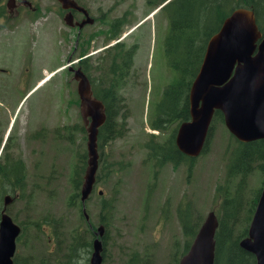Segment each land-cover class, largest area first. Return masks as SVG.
Listing matches in <instances>:
<instances>
[{
	"label": "rangeland",
	"instance_id": "rangeland-1",
	"mask_svg": "<svg viewBox=\"0 0 264 264\" xmlns=\"http://www.w3.org/2000/svg\"><path fill=\"white\" fill-rule=\"evenodd\" d=\"M30 1L38 11L26 9L10 18L5 12L0 18V143H5L13 128L9 152L27 166V192L23 198L19 193L8 208V214L18 225L28 227L23 238L26 245H19L18 241L17 264H23L24 259L30 260V264H39L41 260L62 264L55 258L66 260L64 255L69 254L77 231L84 242L93 241V246L78 248L72 264H91L96 236L92 239L89 234L81 198H75L73 207L69 205L75 192L74 169L79 163L83 166V156L88 153L77 82L68 69L64 70L69 63L78 64L82 56L80 51L73 52L78 30L67 25L58 0ZM7 2L4 0L0 6H6ZM79 3L101 22L106 19L107 26L115 19H127L119 40L125 48L137 45L127 85L120 92L126 102L123 110L127 117L126 132L104 149L96 174L98 181L86 203L96 232L107 215L101 211L102 204L113 205L105 224L107 252L103 254V264H130L136 255L139 260L134 264H178L187 242L179 209L190 204L194 217L203 221L211 211H217L215 191L224 183L227 150L233 148L234 140L225 123L217 120L210 148L197 159L191 176L187 166L174 168L170 164L156 175L153 163L147 161L144 144L150 134L158 135V131L151 129V118L166 86L178 79V73L167 61L165 48L170 31L167 14L156 10L147 17L151 9L146 0H79ZM105 30L103 22L90 26L81 41ZM95 41L87 53L93 55L91 77L100 84L101 78L94 69L101 66L99 57L108 46L99 38ZM104 62L108 66L111 57ZM50 73H56L54 79L39 85ZM61 99L68 104L67 124L71 128L55 135L53 131L63 129L64 125L57 110ZM40 131H44L43 135L37 138ZM166 136L160 135L159 140ZM263 182L257 170L250 179L248 196L263 188ZM47 216L61 220L59 229L55 231L52 224L48 226L42 221L41 232L36 231L34 222Z\"/></svg>",
	"mask_w": 264,
	"mask_h": 264
},
{
	"label": "trees",
	"instance_id": "trees-1",
	"mask_svg": "<svg viewBox=\"0 0 264 264\" xmlns=\"http://www.w3.org/2000/svg\"><path fill=\"white\" fill-rule=\"evenodd\" d=\"M3 1L0 0V3ZM146 1L149 9H151V14L152 11L170 0ZM239 7L250 8L255 12L259 30L264 34V0H172L161 9V12H166L170 25L165 48L167 61L178 73V79L175 83L166 86L161 95L162 99L156 107V113L151 118V129L158 131V135L150 134L149 141L144 144L148 151L147 161L153 163L156 175L169 164L174 168L185 165L188 167L189 175L191 176L193 173L192 170L196 165L197 159L189 158L179 150L176 146V134L180 126L191 119L189 95L192 84L200 73L207 50L206 47L214 34L223 26L224 20ZM5 12L8 14L7 7L5 5L0 6V18L4 16ZM126 21L127 19L125 18H118L109 26H107L108 23H106L105 19L102 21L103 25L106 26L104 34L107 43L119 40ZM98 34L96 32V34H92V37ZM88 40V45H90L91 35ZM125 47L124 43L119 42L111 49H107L106 53L99 57L101 66L96 67L94 70L101 78L100 84L97 83L94 77H91L93 69L92 65H90V60L92 57L85 58L79 63L88 77L91 78L95 97L102 101L106 108L107 120L98 135L99 150L102 152L100 161L107 144L122 138L126 132L125 120L127 117L123 113L126 102L120 92L127 85L128 75L133 68V56L136 53L137 45ZM88 51V46L86 48L83 47L80 52L81 57H86L89 54L87 53ZM113 53L114 55H112ZM110 57L111 62L107 66L104 59ZM120 118L122 119L121 122H119ZM217 120L224 122L221 111H217L214 116V122L209 132L210 135L205 145L206 148L202 155H205L210 148L209 144L214 134L213 130ZM160 135L167 136L163 141H160ZM231 138L234 140V146L227 150L226 177L224 183L219 185L215 191V204L218 206L216 216L219 219V227L215 239L217 243L215 264H257L255 255L242 249L240 243L241 240L248 236V229L262 194L261 188L256 190V192H251L253 196H248L250 179L257 170L261 172L264 180V141L256 140L250 143H240L232 135ZM7 142L0 158V214L4 209L3 200L6 195L12 193L13 197L18 199L19 193L20 198H23L27 192V166L23 160L17 159L15 154L9 152L12 144L11 139ZM1 146L2 142L0 143V148ZM78 159L81 160V157L79 156ZM86 159L87 153H85L81 162L83 166L79 163L74 169L72 184L75 192L70 198L69 205L71 207L75 204V198H80L83 184L82 175L87 166ZM10 184L12 186L8 188L7 185ZM112 208L113 205L107 202L102 204L101 211H106L105 213L107 214L106 217L102 218V223L108 224L107 220L113 212ZM194 215L195 213L190 204H186L179 209V220L187 241L182 257L190 250L204 222L202 219L195 218ZM40 220L33 224L38 232H41L42 221L48 226L52 224L55 231L59 229L58 224L61 223V220L54 221L51 216ZM21 227H23V231L18 238L19 245L23 244L25 246L26 242H24L25 239L23 238L27 234L28 227L22 224ZM89 229V234L94 239V229ZM76 233L75 238H72L69 254L64 255L66 260L61 261V257L58 256L55 258L56 262L72 264L78 256V254L76 256L78 248L92 249L93 241L90 243L84 242L82 234L79 231ZM105 239H103V254L106 255L107 248L105 246L107 243ZM60 242L58 239V243ZM137 260H139L137 255L133 256L130 264L136 263ZM17 261L16 257L14 264H17ZM28 261L30 260H22L23 264H30ZM38 263L47 264L48 262L45 263L41 260ZM179 263L180 261H178Z\"/></svg>",
	"mask_w": 264,
	"mask_h": 264
},
{
	"label": "water",
	"instance_id": "water-1",
	"mask_svg": "<svg viewBox=\"0 0 264 264\" xmlns=\"http://www.w3.org/2000/svg\"><path fill=\"white\" fill-rule=\"evenodd\" d=\"M25 5L31 2L23 0ZM17 0H9L7 7L14 11ZM68 10L65 22L84 29L95 19L77 0H58ZM83 13L85 19L75 24L73 12ZM81 33V32H80ZM79 33V34H80ZM200 73L190 91L191 119L183 123L177 133L176 146L189 158H198L205 150L216 111H221L229 132L240 143L264 141V34L260 32L255 12L244 7L224 20L221 29L207 45ZM70 70L78 83L81 114L88 132V167L82 186L81 200L84 217L90 222L86 202L92 195L100 166L99 131L107 120L105 105L94 96L91 81L80 67ZM102 194V193H101ZM12 195L4 199L0 222V264H14L20 227L7 210L13 204ZM248 236L240 246L255 255L257 264H264V187L257 203ZM219 219L211 211L199 229L191 249L179 264H215L216 234ZM106 228L96 233L91 264H103V239Z\"/></svg>",
	"mask_w": 264,
	"mask_h": 264
},
{
	"label": "flooded vegetation",
	"instance_id": "flooded-vegetation-1",
	"mask_svg": "<svg viewBox=\"0 0 264 264\" xmlns=\"http://www.w3.org/2000/svg\"><path fill=\"white\" fill-rule=\"evenodd\" d=\"M30 1V0H29ZM31 2V1H30ZM32 3V2H31ZM16 6H17V8L14 10V11H10L9 9H8V16L9 17H15V16H18L19 14H21V12L23 13L26 9H29V10H31V11H33V12H36V11H38V8L37 7H35V6H33V4H32V6H26L25 5V3H24V1L23 0H17V2H16ZM63 12H64V15L65 14H67V10H63ZM90 13V12H89ZM15 16H14V15ZM77 15H79V16H81L82 18H80V19H78L77 18ZM90 15H91V13H90ZM73 16L75 17L74 18V21H75V24H77V22H81V21H83V19L85 18V16L83 15V13H80V12H73ZM94 19H95V22H94V24H91L90 26H96V25H98V23L100 22V23H102L101 22V20H100V18H98V17H94V16H92ZM105 21H106V23H107V20L105 19ZM90 26H85L84 27V29H82V30H80V28L78 27V26H74L72 29H75V30H78V32H77V38H76V44H75V46H74V50H73V52H81V50H82V48L83 47H89L90 45H88V42H89V40L87 39V41H81V37L83 36V37H85L84 35H83V33H84V31L88 28V27H90ZM100 29H102V28H100ZM81 32V33H80ZM80 33V34H79ZM93 34V33H92ZM92 34H90L91 35V41H90V44L92 43V44H94V42H96L95 41V39L96 38H99V40H103V43H105V35H104V33L102 32V33H99L98 35H95L94 37H92ZM88 38V37H87ZM94 47V46H93ZM79 52V53H80ZM74 65V67L75 68H79V64H73ZM68 69V70H67ZM67 71H69L70 73H72V71H70V68L69 67H67ZM27 72H29L30 73V69L29 68H27ZM31 74H32V72H31ZM73 74V73H72ZM56 75V74H55ZM55 75L51 78L52 80L54 79V77H55ZM74 75V74H73ZM72 78H73V76H72ZM26 80H30V77H28ZM51 80V81H52ZM27 81V82H28ZM75 81V80H74ZM26 82V83H27ZM77 82V81H76ZM77 86H78V83H77ZM79 94V93H78ZM78 98H79V95H78ZM69 102V101H68ZM79 102H80V98H79ZM62 103V104H61ZM61 103H59V104H61L58 108H57V110H58V115H59V117L61 116L62 117V119H63V122H64V125H63V129H61L60 127H58V128H56L53 132L55 133V135H57V133L59 132V131H61V130H63L64 132H68L69 131V129L71 128V124H67V121H69L68 120V116H69V113H68V104L66 103V102H64L63 101V99H61ZM69 104H70V102H69ZM80 104H81V102H80ZM80 107V106H79ZM70 111H71V108H70ZM57 112V111H56ZM60 117V118H61ZM84 126V125H83ZM84 128H85V130H87L86 129V126H84ZM43 132L44 131H40L39 133H37V135H36V137L37 138H40L42 135H43ZM61 136V135H60ZM8 186V188H11V184L10 185H7ZM1 214H0V222H1ZM101 223H102V221H101ZM102 224H104V223H102ZM90 225V228L91 229H94V227H93V224H89ZM95 233H96V231L94 230V232H93V234H94V236H95Z\"/></svg>",
	"mask_w": 264,
	"mask_h": 264
},
{
	"label": "bare ground",
	"instance_id": "bare-ground-1",
	"mask_svg": "<svg viewBox=\"0 0 264 264\" xmlns=\"http://www.w3.org/2000/svg\"><path fill=\"white\" fill-rule=\"evenodd\" d=\"M49 76H50V75H49ZM49 76H47V78H46L47 80H48ZM46 79H45V80H46Z\"/></svg>",
	"mask_w": 264,
	"mask_h": 264
}]
</instances>
